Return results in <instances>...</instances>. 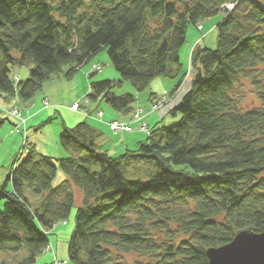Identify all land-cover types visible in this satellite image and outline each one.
<instances>
[{
  "label": "trees",
  "instance_id": "obj_1",
  "mask_svg": "<svg viewBox=\"0 0 264 264\" xmlns=\"http://www.w3.org/2000/svg\"><path fill=\"white\" fill-rule=\"evenodd\" d=\"M219 13L216 45L194 44L186 67L180 51L190 26ZM105 48L121 79L91 82L92 104L131 114L136 95L116 91L125 81L141 92L176 79L175 94L192 68L170 111L181 118L118 156L87 120L63 124L62 157L30 145L0 185V251L26 246L28 254L0 264H36L51 229L70 216L76 188L71 264H210L209 248L264 231V0H0V101H31L53 76L72 77ZM28 59L36 66L16 79ZM246 83L257 96L251 107ZM4 115L0 107V127ZM59 168L65 176L54 184Z\"/></svg>",
  "mask_w": 264,
  "mask_h": 264
},
{
  "label": "rangeland",
  "instance_id": "obj_2",
  "mask_svg": "<svg viewBox=\"0 0 264 264\" xmlns=\"http://www.w3.org/2000/svg\"><path fill=\"white\" fill-rule=\"evenodd\" d=\"M46 1L49 3H55L61 0ZM84 8L88 7L86 6ZM222 17L223 14L219 13L209 19H206L203 24H200L198 27L194 25L190 26L187 42L184 44L180 51L182 61L186 67L189 65L190 53L196 41L200 42V40L204 36V38L206 37L205 45L210 47L216 45L218 37L216 24L219 22V20H221ZM211 26H213V29L210 31L209 28ZM98 64L102 65V69L100 71H96V67ZM34 66H36V63L28 59L24 64L20 65L19 67H16L14 72L17 75L15 76L18 79H27L30 76L31 68H33ZM91 73L93 74L92 76H90ZM193 77L194 76H192L191 74H188L184 82L187 83V85H190ZM105 79H121V76L116 70L106 48L100 51L97 55H95L72 77L65 76L64 72L53 76L44 84L43 88L35 95L33 99H31V101L27 103H21L18 98H14L10 104H5L0 101V107L3 109L5 115L8 114V119L0 127V185L5 182L8 175L10 174L12 163L14 162L15 158L20 154L21 150L24 149L22 148V146L26 143V140L28 144L34 145L35 150L42 154L51 156L53 158H59L65 155V152L59 143V135L62 132V130L60 131V128L63 129L64 122L69 124L70 122L72 123L69 118V108L76 111H82L86 115H91L93 118H104L105 110L100 106V104H98V106H96L95 108L90 109L91 102L87 98V94L90 91L91 82H97ZM165 80L172 81L173 79L162 78V81ZM244 87L247 92L245 104L246 106L251 107L254 101L256 102V92L249 83H246ZM183 89L184 88H182L178 93H175L173 95H171V92H163V94L160 95L161 98L159 97L160 100H158L159 98L153 100L151 99V93L153 92L151 88L138 92L130 82L125 81L123 86L117 88L116 91L118 93H134L137 97L135 108L131 114H121L120 112H118L125 119L129 118V121L121 120L119 118L114 120L123 122L125 126H131L132 130L122 128L116 131L112 129L111 124L114 121L112 119L111 121H109L112 132L109 131L108 134V136L111 138H108V146L110 147L117 142L119 136H115L114 134L120 133L122 131L138 130L143 132V139L146 136L148 137L150 129L156 126L155 121L152 118H157L155 114L150 115V113L156 112L158 113L157 115L160 116L162 111H166V109L169 108L170 105H172L180 97V94ZM86 99H88V101ZM77 103L79 104V108L75 109L74 105ZM102 104L109 105L104 101L102 102ZM82 106L84 107V109L81 110ZM111 108L114 109L113 107ZM38 109L41 110L39 114H37L33 119L29 120L35 110ZM12 110H17L21 112V118H25L26 122L29 120L26 126L25 124L21 125V128L24 130L22 133L18 128L19 120L13 115L7 113ZM101 112L102 114H100ZM5 115L4 117L7 116ZM51 116L52 118L50 120L49 118ZM166 116V118L160 116L164 119L160 120L158 124L170 125L172 123H175L181 118V113L177 112V114H174L173 112H169V115ZM133 123H136V126ZM138 131L131 132L129 134H136ZM145 140L146 139H144L143 141ZM137 146H139V144L134 147H130V149L136 148ZM58 149L62 151V153L59 155H53L57 154ZM52 150H55V152H53ZM48 152H52L53 154ZM26 154L27 152L24 154V156ZM118 154L120 155L121 153L118 152ZM64 176L65 172L61 168H59L56 179L54 180V184H58V182ZM75 193L76 203L72 208L70 216L66 221H61L57 223L54 228L51 229L49 249L37 260L36 264H57L58 262L62 264H71L69 261L70 259L68 251L69 238L73 230L75 229L76 213L78 210V206L82 202L81 191L76 188ZM27 194L33 202H38V200L40 199V195H37L30 188L28 189ZM5 201V198H0V211L3 210ZM27 254L28 249L26 246H23L17 252L0 251V261H9L11 263H17L18 261L22 260L25 256H27ZM55 257L57 258V261H55Z\"/></svg>",
  "mask_w": 264,
  "mask_h": 264
},
{
  "label": "crops",
  "instance_id": "obj_3",
  "mask_svg": "<svg viewBox=\"0 0 264 264\" xmlns=\"http://www.w3.org/2000/svg\"><path fill=\"white\" fill-rule=\"evenodd\" d=\"M213 29V26H211L209 28V30L211 31ZM208 35V34H206ZM205 38H202L200 40V42H205ZM198 43L197 41L195 42V44ZM188 74H191L192 76H195L194 70L192 68L189 69ZM191 85V84H190ZM190 85H187V83H183L182 86L179 88V90L176 92L178 93L182 88L183 91L180 94V97L172 104L170 105L169 108L166 109V111H162L161 115L162 117L166 118V115H169V112L171 111V109H173L174 107L177 106V104L181 101V99L183 98V96L186 94V92L189 90ZM176 87V80L173 79L172 81L169 80H165L162 81V78H158L155 79L154 82L151 85V89H152V93H151V99H157L161 94H163V92H168L170 93L171 91H173ZM156 91V92H154ZM173 95V94H171ZM100 106L105 110V115L103 119H98V118H93L91 115H86L85 113H83L82 111H76L73 110L71 108H69L68 110L70 111L69 113V118L70 121H72V123H66L64 122L66 125H75L74 123H79L81 121L87 120L89 123H91L92 125H94L96 128L100 129L103 133H104V137H103V143L105 144L106 148L109 150V152L113 155H119L118 152H120L121 154L126 151V149H129L130 147H134L137 144H140L141 142H143L144 139H146V137L143 139V132L142 131H138V130H133V131H122L120 133H116L114 134L115 136H119L117 142L115 144H113L112 146H108L107 142H108V138L111 139L108 134L109 131L112 132L109 121H111L112 119H121V120H125V121H129L130 119L127 118L125 119L121 114H119L118 112H116L114 109H112L109 105H104L102 104V102L99 103ZM104 105V106H103ZM97 105L92 104L90 105V109L95 108ZM84 109V107H81V110ZM41 110H35V112L31 115V119H33L37 114H39ZM151 114H155V117H153L152 119L155 121V124L157 125L159 123L160 120L164 119L161 118L159 115H157L158 113L156 112H152ZM89 118V119H88ZM29 120L27 121V123L29 122ZM91 120V121H89ZM63 123V124H64ZM136 126V123H133ZM161 125V124H158ZM63 130L62 128H60V131ZM138 131L136 134H129L131 132H135ZM22 133V131H21ZM60 133V132H59ZM107 135V136H106ZM61 148V147H59ZM120 149V150H119ZM62 150V149H61ZM53 152H55V150H52ZM46 153V152H44ZM53 154L52 152H48ZM62 151H60L58 149L57 154H53V155H59L61 154Z\"/></svg>",
  "mask_w": 264,
  "mask_h": 264
},
{
  "label": "water",
  "instance_id": "obj_4",
  "mask_svg": "<svg viewBox=\"0 0 264 264\" xmlns=\"http://www.w3.org/2000/svg\"><path fill=\"white\" fill-rule=\"evenodd\" d=\"M210 264H264V231L242 230L234 239L207 251Z\"/></svg>",
  "mask_w": 264,
  "mask_h": 264
},
{
  "label": "built area",
  "instance_id": "obj_5",
  "mask_svg": "<svg viewBox=\"0 0 264 264\" xmlns=\"http://www.w3.org/2000/svg\"><path fill=\"white\" fill-rule=\"evenodd\" d=\"M234 5H233V3H229L228 5H227V8H232ZM96 69L98 70V71H100L101 69H102V65L101 64H98L97 65V67H96ZM16 79H18L17 77H16ZM160 97V96H159ZM158 97V98H159ZM161 98V97H160ZM160 98L158 99V100H160ZM87 101H88V99H86ZM74 108L75 109H78L79 108V104L77 103V104H75L74 105ZM6 112V111H5ZM7 113H9L10 115H13L14 117H16L19 121V125H18V128L20 129V131H24L21 127V125H23V124H25V126H26V119L25 118H21V112H19V111H17V110H12V111H10V112H7ZM100 114H102V112L100 113ZM111 127H112V129H114V130H120V129H122V128H125V129H128V130H132V127L131 126H129V125H127V126H125L124 125V123L123 122H120V121H118V120H114L113 122H112V124H111ZM22 148H24L23 150H21V152H20V156L21 155H23L24 153H26V152H28L29 151V148H30V144H28L27 143V140H26V143L25 144H23V146H22ZM55 261H57L56 260V258H55ZM57 264H62V263H60V262H58Z\"/></svg>",
  "mask_w": 264,
  "mask_h": 264
}]
</instances>
